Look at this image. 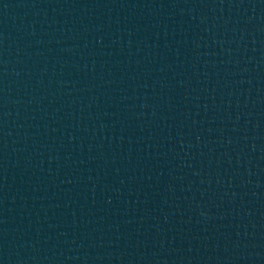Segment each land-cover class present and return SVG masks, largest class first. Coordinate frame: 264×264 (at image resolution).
I'll return each mask as SVG.
<instances>
[{
	"label": "water",
	"instance_id": "water-1",
	"mask_svg": "<svg viewBox=\"0 0 264 264\" xmlns=\"http://www.w3.org/2000/svg\"><path fill=\"white\" fill-rule=\"evenodd\" d=\"M0 264H264V0H0Z\"/></svg>",
	"mask_w": 264,
	"mask_h": 264
}]
</instances>
